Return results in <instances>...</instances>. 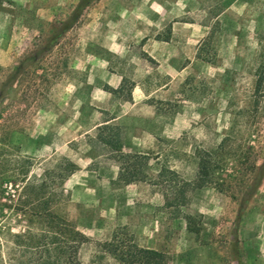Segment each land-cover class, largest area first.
Here are the masks:
<instances>
[{
  "label": "rangeland",
  "instance_id": "obj_1",
  "mask_svg": "<svg viewBox=\"0 0 264 264\" xmlns=\"http://www.w3.org/2000/svg\"><path fill=\"white\" fill-rule=\"evenodd\" d=\"M81 1L0 0V181L72 171L58 209L89 239L81 264H115L97 251L116 232L166 264H263L264 0H89L29 65ZM223 139L215 180L165 205L161 168L194 182Z\"/></svg>",
  "mask_w": 264,
  "mask_h": 264
},
{
  "label": "trees",
  "instance_id": "obj_2",
  "mask_svg": "<svg viewBox=\"0 0 264 264\" xmlns=\"http://www.w3.org/2000/svg\"><path fill=\"white\" fill-rule=\"evenodd\" d=\"M89 3V0H82L76 6L69 19L61 24L56 33L26 59L30 62L29 65L35 64L53 50ZM23 67V62L19 63L12 75H19ZM250 98L256 112L264 111V47L258 54ZM226 141L223 139L213 152L196 151L197 170L194 182L179 177V174L170 168H161L158 177L163 181L166 177H171L170 181L178 179V182L165 183L167 187L164 185L163 192H169L171 195L169 199L165 195V205L181 207L187 201L186 193L190 186L199 188L215 180L214 171L218 161L225 157ZM67 168L62 169L64 174L60 173V181H52L49 174H45L40 181H14L9 185L0 181V264H81L80 249L89 239L58 209L63 200V180L72 172ZM254 168L258 170L259 184L264 172V162L260 166L254 165ZM21 174L24 177L27 175L22 167ZM252 192L253 189L247 195ZM246 201L247 199L239 201L240 209ZM187 220L190 218L187 217ZM97 252L102 256H110L115 264H166L165 253L140 247L125 233L120 232H116L110 240L99 243Z\"/></svg>",
  "mask_w": 264,
  "mask_h": 264
},
{
  "label": "crops",
  "instance_id": "obj_3",
  "mask_svg": "<svg viewBox=\"0 0 264 264\" xmlns=\"http://www.w3.org/2000/svg\"><path fill=\"white\" fill-rule=\"evenodd\" d=\"M263 264H264V259H263Z\"/></svg>",
  "mask_w": 264,
  "mask_h": 264
}]
</instances>
